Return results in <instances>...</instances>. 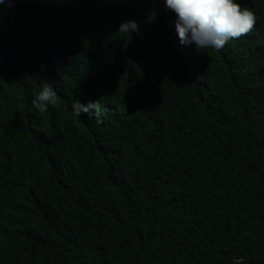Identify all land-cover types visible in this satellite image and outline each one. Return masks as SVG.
Returning a JSON list of instances; mask_svg holds the SVG:
<instances>
[{
	"label": "trees",
	"instance_id": "obj_1",
	"mask_svg": "<svg viewBox=\"0 0 264 264\" xmlns=\"http://www.w3.org/2000/svg\"><path fill=\"white\" fill-rule=\"evenodd\" d=\"M237 2L220 51L165 0L0 4V264H264V0Z\"/></svg>",
	"mask_w": 264,
	"mask_h": 264
},
{
	"label": "clouds",
	"instance_id": "obj_2",
	"mask_svg": "<svg viewBox=\"0 0 264 264\" xmlns=\"http://www.w3.org/2000/svg\"><path fill=\"white\" fill-rule=\"evenodd\" d=\"M5 0H0V4ZM165 6L172 10L177 19L175 29L182 45L194 44L198 51L222 50L232 39L241 38L255 30L258 21L256 13L248 6H242L237 0H165ZM139 33L136 21H125L119 26V33ZM60 98L53 86L45 82L42 90L32 101L40 112H45L49 105L56 106ZM99 101L89 102L87 106L76 101L72 105L73 114L90 116L99 114ZM94 109L95 112H91ZM235 264H241L236 260Z\"/></svg>",
	"mask_w": 264,
	"mask_h": 264
}]
</instances>
